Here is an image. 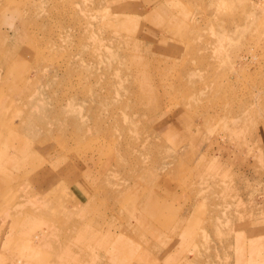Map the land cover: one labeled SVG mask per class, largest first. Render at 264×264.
<instances>
[{
    "label": "rangeland",
    "instance_id": "obj_1",
    "mask_svg": "<svg viewBox=\"0 0 264 264\" xmlns=\"http://www.w3.org/2000/svg\"><path fill=\"white\" fill-rule=\"evenodd\" d=\"M0 264H264V0H0Z\"/></svg>",
    "mask_w": 264,
    "mask_h": 264
}]
</instances>
